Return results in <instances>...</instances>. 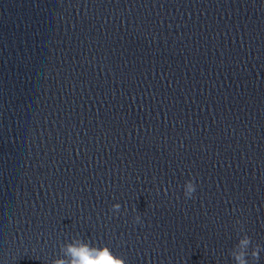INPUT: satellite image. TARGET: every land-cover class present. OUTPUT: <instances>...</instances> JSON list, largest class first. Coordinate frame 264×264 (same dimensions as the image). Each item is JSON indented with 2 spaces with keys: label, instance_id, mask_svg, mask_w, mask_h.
Here are the masks:
<instances>
[{
  "label": "clouds",
  "instance_id": "clouds-1",
  "mask_svg": "<svg viewBox=\"0 0 264 264\" xmlns=\"http://www.w3.org/2000/svg\"><path fill=\"white\" fill-rule=\"evenodd\" d=\"M196 184L190 179L184 184V196L186 199L194 198ZM121 208L119 203L112 205V211L118 213ZM137 223L141 222L139 215L135 217ZM239 223V221H237ZM242 230V229H241ZM252 238L246 233L239 238L238 243L230 251V256L235 264H249V256L257 262L264 247L256 244L249 252ZM62 256L53 260L52 264H126V260L115 255L107 245L95 246L82 239L74 238L72 242L61 246Z\"/></svg>",
  "mask_w": 264,
  "mask_h": 264
}]
</instances>
